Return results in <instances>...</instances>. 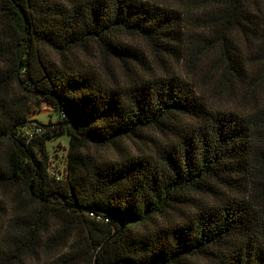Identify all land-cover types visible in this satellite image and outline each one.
I'll use <instances>...</instances> for the list:
<instances>
[{"label":"trees","instance_id":"obj_1","mask_svg":"<svg viewBox=\"0 0 264 264\" xmlns=\"http://www.w3.org/2000/svg\"><path fill=\"white\" fill-rule=\"evenodd\" d=\"M0 264H264V0H0Z\"/></svg>","mask_w":264,"mask_h":264},{"label":"rangeland","instance_id":"obj_2","mask_svg":"<svg viewBox=\"0 0 264 264\" xmlns=\"http://www.w3.org/2000/svg\"><path fill=\"white\" fill-rule=\"evenodd\" d=\"M31 119H40L42 121L56 120L58 114L56 109L43 101L41 106L37 107L29 114ZM47 150L49 153V165L53 173L62 177L66 176L68 166V154L70 151L69 136L67 134L56 135L47 140ZM111 156V152H104Z\"/></svg>","mask_w":264,"mask_h":264}]
</instances>
